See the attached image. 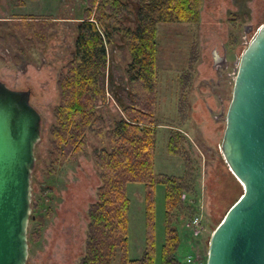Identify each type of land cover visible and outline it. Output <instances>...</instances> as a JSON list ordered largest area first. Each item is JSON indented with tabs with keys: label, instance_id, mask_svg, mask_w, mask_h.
I'll use <instances>...</instances> for the list:
<instances>
[{
	"label": "rangeland",
	"instance_id": "rangeland-1",
	"mask_svg": "<svg viewBox=\"0 0 264 264\" xmlns=\"http://www.w3.org/2000/svg\"><path fill=\"white\" fill-rule=\"evenodd\" d=\"M85 7L86 0H0V80L14 89H30V103L41 115V137L34 149L32 201L43 202L46 195L39 213L49 214L41 225L32 223L28 227L32 231L37 229L39 235L29 245L26 264H79L85 246L87 210L95 201L100 183L93 158V150L99 143L92 133H88L86 150L73 161L53 174H48L46 168L49 132L59 101L57 78L70 58L76 23ZM27 15L54 18V26L43 45H25L12 29L14 18ZM263 23L264 0H204L198 24H158L157 117L161 125L156 131V173L182 172L181 160L166 151L168 124L176 125L179 121L177 79L186 69L192 45L198 48L197 63L186 92L187 117L182 128L188 140L186 147L198 168V198L192 212L180 220L184 223L198 215L201 222L198 229L178 224L181 246L177 257L182 264L188 255L193 256L191 264H206L212 231L242 193V186L236 184L223 160L220 141L239 56ZM107 56L106 104L113 114L119 112L115 94L122 80H126L125 68L130 61L120 37L115 36L113 45L107 47ZM102 108L99 111L105 114ZM41 184L47 185L51 193L43 194ZM126 190L130 200L128 256L139 258L145 248V187L141 183H128ZM164 219V186L157 184L154 264H163Z\"/></svg>",
	"mask_w": 264,
	"mask_h": 264
},
{
	"label": "trees",
	"instance_id": "trees-1",
	"mask_svg": "<svg viewBox=\"0 0 264 264\" xmlns=\"http://www.w3.org/2000/svg\"><path fill=\"white\" fill-rule=\"evenodd\" d=\"M203 2L86 0L82 17L76 23L70 58L57 78L59 101L49 132V161L46 167L48 174H53L57 168L73 161L86 150L88 133L97 139L99 146L94 148L93 158L100 183L95 201L87 210L85 246L79 264H154L157 184L164 186L165 239L161 260L163 264H182L177 257L181 246L178 224L186 227V222L194 215L184 223L180 220L181 216L192 212L198 198V168L186 147L188 140L182 129L187 117L186 92L197 63L198 48L192 45L186 69L177 79L180 86L177 102L179 121L176 125L168 124L166 151L181 160L182 172L180 175L156 173V131L161 125L157 117V35L159 23L198 24ZM14 19L12 29L27 46L43 45L55 22L50 16L27 15ZM115 36L122 39L130 61L125 68L126 80H122L115 94L119 112L112 114L106 104L107 47L113 45ZM100 107L105 114L99 111ZM233 179L237 184L234 176ZM128 183H141L145 187V248L139 258L128 256ZM41 192L46 194L51 190L41 184ZM46 197L43 202L39 199L31 201L34 218L30 219L29 227L32 223L41 225L43 218L49 214L39 213ZM38 235L37 229L32 231L28 228L29 245Z\"/></svg>",
	"mask_w": 264,
	"mask_h": 264
},
{
	"label": "water",
	"instance_id": "water-1",
	"mask_svg": "<svg viewBox=\"0 0 264 264\" xmlns=\"http://www.w3.org/2000/svg\"><path fill=\"white\" fill-rule=\"evenodd\" d=\"M220 152L242 186L212 231L206 264H264V23L241 52ZM30 89L0 80V264H26L41 115Z\"/></svg>",
	"mask_w": 264,
	"mask_h": 264
},
{
	"label": "built area",
	"instance_id": "built-area-1",
	"mask_svg": "<svg viewBox=\"0 0 264 264\" xmlns=\"http://www.w3.org/2000/svg\"><path fill=\"white\" fill-rule=\"evenodd\" d=\"M200 222H201V219L199 220V216L195 215L190 220H188L186 222V226L187 227H192L193 229H198V228H200ZM192 262H193V256L192 255H188L187 260H186L185 263H192Z\"/></svg>",
	"mask_w": 264,
	"mask_h": 264
}]
</instances>
